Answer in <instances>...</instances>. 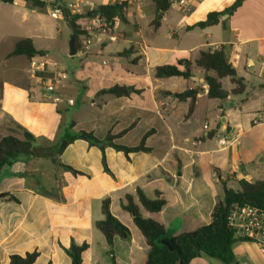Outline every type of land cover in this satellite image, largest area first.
I'll list each match as a JSON object with an SVG mask.
<instances>
[{"label": "crops", "instance_id": "0c3cea01", "mask_svg": "<svg viewBox=\"0 0 264 264\" xmlns=\"http://www.w3.org/2000/svg\"><path fill=\"white\" fill-rule=\"evenodd\" d=\"M42 1L43 9L24 0L0 1V140L22 138V127L38 138L43 152H55L74 132H92L100 140L111 134L115 144L126 147L138 146L151 132L145 141L149 151L126 155L106 147V172L101 149L75 140L56 159L80 175L50 157L20 156L4 166L0 196L15 200L0 199V264L33 252L39 253L34 264H72L65 251L72 243L88 245L82 264H113L111 247L96 228L104 219L105 199L130 230L128 238H114L115 264H146L149 246L124 208L128 197L144 218L176 237L211 222L223 182L238 190L241 180L264 181V0H244L235 13L204 29L193 26L236 0L175 2L163 14L151 0H94L98 6L127 3L126 21L114 24L116 40L96 36L89 51L83 53L81 44L75 55L62 50L60 61L48 41L62 40L72 29L66 19H53L50 7L76 0ZM23 39L44 54L11 56ZM221 49L245 88L232 94L235 86L226 77L228 98L210 99L206 72L195 62L201 52ZM32 60L46 62L45 69L32 74ZM180 60L192 63L190 78L156 76V67ZM62 72L67 75L62 87L49 93L45 81ZM115 86L132 90L122 96L103 93ZM191 89L203 91L188 116L189 102L174 94ZM139 192L150 200L159 194L165 207L149 212ZM233 250L232 264H264L254 242L238 240ZM189 264L224 263L203 256Z\"/></svg>", "mask_w": 264, "mask_h": 264}, {"label": "trees", "instance_id": "16d2710c", "mask_svg": "<svg viewBox=\"0 0 264 264\" xmlns=\"http://www.w3.org/2000/svg\"><path fill=\"white\" fill-rule=\"evenodd\" d=\"M0 1L4 3L13 2V0ZM24 1L40 9L46 6L42 0ZM151 1L155 3L158 14H163L170 9L172 3L176 0ZM243 2L244 0H236L223 12L209 13L206 20L197 23L193 28L204 29L219 24L223 15H232L241 7ZM126 9L127 3L122 1L99 5L95 13H100L111 24H116L118 21H126ZM65 19L67 21H74L77 28L78 36L74 42V51L76 52L82 41L80 39L82 36L81 27L78 25L80 17L67 12L65 13ZM43 54V51L35 49L30 39H23L16 44L10 55L26 56L31 59ZM195 64L206 72L205 81L208 86L207 94L210 99L224 100L228 98L230 93L224 90L222 85V79L226 77H229L235 86L231 91L232 94L238 95L244 92L243 79L237 77L235 69L228 63L222 49L214 52H201ZM191 67L192 63L189 60H180L176 64L158 66L155 71L156 76L159 78L181 76L188 79L192 76ZM210 72L214 73V75H210ZM131 90L128 87L115 86L104 90L103 93L122 96L128 94ZM202 91L201 89H191L181 94H174L178 100L189 102L188 116L193 113L197 97ZM20 129L23 134L22 138L8 135L0 140V170L6 165H10L20 156L50 157L55 163H59L58 159H56L57 155H60L75 140H84L91 146H96L101 149L103 152L102 161L104 169L106 172H110L104 154L106 147H112L117 151L124 152L126 155L133 152H147L149 149L145 147V141L151 134V132L147 133L138 146L126 147L115 144L116 136L111 134L104 140H100L92 132L79 131L74 132L71 136L64 139L55 152L52 151V148H48L45 150L46 152H43L37 147L38 138L26 129L22 127ZM59 166L65 171L71 172L73 175L81 174V172L70 166L61 163H59ZM158 197L156 200H150L143 193L139 192V199L142 206L151 213L160 212L165 207V200L160 198L159 194ZM0 199L15 200L13 196L8 194L0 196ZM245 204H253L264 208V181L249 183L241 180L238 182V190L228 187L226 182H223V196L218 199L211 215V222L196 231L184 233L176 237H170L164 226L157 221L144 218L139 212L138 207L132 203L130 197L127 198V204L124 205V208L132 215L134 223L146 238L149 246L148 261L146 264H189L193 259L203 256L218 259L224 264H232L235 262L233 246L241 239L236 237L235 230L228 221V215L231 209ZM102 211L104 213V219L96 222V228L105 236L108 245L111 247L108 254L111 256L113 264H115L113 251L114 238L120 237L126 239L130 235V230L112 215L109 199L103 201ZM87 248V244L79 246L72 243L70 248L65 249V251L71 258L72 264H82V253ZM38 256V252L29 253L26 256L14 255L11 256L10 264H34Z\"/></svg>", "mask_w": 264, "mask_h": 264}, {"label": "built area", "instance_id": "2783aa9c", "mask_svg": "<svg viewBox=\"0 0 264 264\" xmlns=\"http://www.w3.org/2000/svg\"><path fill=\"white\" fill-rule=\"evenodd\" d=\"M188 0H176L173 3L186 6ZM98 5L94 0H76L67 6L52 5L49 14L53 19H65V13L70 12L72 15L79 16L78 24L82 32V52L86 53L93 45L94 37L103 36L110 42L116 40L113 34L114 24H111L103 15L95 13ZM191 7L187 6L186 12H190ZM264 65V63H263ZM46 62L32 60L30 70L32 74H36L39 70H44ZM67 78L65 73L54 75L45 81V89L49 93H56L60 90L64 80ZM56 101L59 99L56 98ZM70 103H73L70 100ZM207 128V126H205ZM225 144V140L223 141ZM228 221L235 230L236 237L241 240H247L256 243L264 254V208L253 204H245L237 206L230 210Z\"/></svg>", "mask_w": 264, "mask_h": 264}, {"label": "rangeland", "instance_id": "374dc122", "mask_svg": "<svg viewBox=\"0 0 264 264\" xmlns=\"http://www.w3.org/2000/svg\"><path fill=\"white\" fill-rule=\"evenodd\" d=\"M159 17H160V15H159ZM66 22H68V21L66 20ZM71 35L72 34L67 33V35L63 36L62 40L48 41V44L50 45V48H51V54L53 55V57L57 58L58 61L61 60L62 50L65 51L66 53H70Z\"/></svg>", "mask_w": 264, "mask_h": 264}, {"label": "water", "instance_id": "95a60500", "mask_svg": "<svg viewBox=\"0 0 264 264\" xmlns=\"http://www.w3.org/2000/svg\"><path fill=\"white\" fill-rule=\"evenodd\" d=\"M66 13H67V11H66ZM68 23L72 29V36L70 38V55H75L76 52L74 51V42L78 36V31H77V28L75 26L74 21L71 20V21H68ZM225 209H226V205H225Z\"/></svg>", "mask_w": 264, "mask_h": 264}]
</instances>
